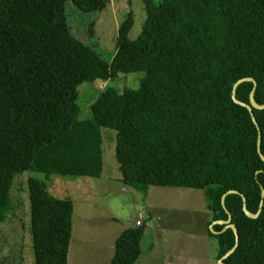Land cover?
<instances>
[{"label":"trees","instance_id":"1","mask_svg":"<svg viewBox=\"0 0 264 264\" xmlns=\"http://www.w3.org/2000/svg\"><path fill=\"white\" fill-rule=\"evenodd\" d=\"M67 0H0V224L9 190L28 155L34 257L67 264L72 203L44 192L53 174L99 177L100 129L115 130L120 179L145 192L149 185L204 189L208 224L226 220L221 196L237 230L224 264H264V161L248 109L249 93L264 104V0H147L138 35L128 38L129 12L117 29L116 47L104 60L71 32ZM101 10L107 0H71ZM143 71L138 87L102 86L90 118L77 117L78 86ZM264 155V108L251 107ZM67 119L66 125L52 137ZM45 139L39 145L36 140ZM32 179V180H31ZM34 188V189H33ZM40 195H36L34 192ZM34 227V230L32 229ZM223 224L212 226L220 259L235 244ZM38 230V244L34 232ZM144 226L127 225L113 243L108 264H134ZM31 235V237H32Z\"/></svg>","mask_w":264,"mask_h":264},{"label":"rangeland","instance_id":"2","mask_svg":"<svg viewBox=\"0 0 264 264\" xmlns=\"http://www.w3.org/2000/svg\"><path fill=\"white\" fill-rule=\"evenodd\" d=\"M146 1L108 0L103 10L87 11L67 0L64 10L70 32L92 46L104 60H109L116 47L118 26L129 12L133 24L128 38L134 39L140 32ZM143 75V71L119 73L107 81L81 83L76 101L77 117L90 118V103L102 86L116 91L135 89ZM66 123L67 119L56 131L47 134V138ZM100 132L102 172L99 177L53 174L44 182L45 193L58 199L68 198L72 203L73 240L68 264H107V258L113 253L111 237L119 228L116 224L133 225L136 219L142 222L144 234L142 251L134 264H219L216 237L208 233L211 213L202 191L149 185L143 192L124 184L114 153L115 130L102 127ZM44 140H36V145ZM28 157L21 156L22 166L9 190L10 208L0 224V264H40L33 253L28 185L29 178H37V175L26 168ZM34 193L38 194L36 190ZM111 216L116 217L115 222ZM34 238L38 244V230Z\"/></svg>","mask_w":264,"mask_h":264},{"label":"water","instance_id":"3","mask_svg":"<svg viewBox=\"0 0 264 264\" xmlns=\"http://www.w3.org/2000/svg\"><path fill=\"white\" fill-rule=\"evenodd\" d=\"M243 80H250L252 83H253V86H255V84H256V82H255V80L254 79H252V78H243V79H239V80H237L235 83H234V85H233V88H232V93H231V98H232V100L235 102V103H238V104H240V105H242V106H244V107H246L247 109H248V111H249V113H250V115H251V119H252V122L254 123V125L256 126V129H257V132H258V135H257V152H258V155H259V157H260V159L262 160V161H264V155L261 153V151H260V130H259V127H258V125H257V123H256V120H255V118H254V116H253V114H252V111H251V107H254V108H256V109H261V108H264V104L263 105H258L255 101H254V99H253V89L250 91V93H249V102H250V105L249 104H245V103H243V102H240V101H238L236 98H235V89H236V86L240 83V82H242ZM202 191V197H203V199H204V189H202L201 190ZM231 193H236V194H240L237 190H228L227 192H225L222 196H221V206H222V208L224 209V211L227 213V219L226 220H216V221H212L210 224H209V229H210V231L212 232V233H216L214 230H213V228H212V226L214 225V224H223L224 225V227H223V229L222 230H224L225 228H230L232 231H233V233H234V236H235V244H234V246L229 250V251H227L220 259H218V262H219V264H224L223 262H222V259H224L228 254H230L234 249H235V247L237 246V241H238V235H237V230H236V227L234 226V224H232L231 222H230V220H231V215H230V213L228 212V210L226 209V207H225V203H224V198H225V196L227 195V194H231ZM241 195V197H242V210H243V212L248 216V217H250V218H256L258 215H259V213H260V206H261V203H262V199H261V201H260V205H259V209L256 211V213H251V212H249L247 209H246V207H245V202H244V197H243V195L242 194H240ZM263 196H264V189H262L261 190V198H263Z\"/></svg>","mask_w":264,"mask_h":264},{"label":"crops","instance_id":"4","mask_svg":"<svg viewBox=\"0 0 264 264\" xmlns=\"http://www.w3.org/2000/svg\"><path fill=\"white\" fill-rule=\"evenodd\" d=\"M107 2H108V0H107ZM106 6V5H105ZM104 6V7H105ZM101 10H103V8L101 9ZM100 10V11H101ZM115 51V50H114ZM114 54V52L112 53V55ZM112 55L110 56V58L112 57ZM109 58V59H110ZM102 172V171H101ZM111 218L113 219L114 218V216H111ZM110 218V219H111ZM111 219V220H112ZM115 219H116V217L113 219L114 220V222H115ZM116 226L117 227H119L118 228V230H117V232L111 237V245H110V249L113 251V243H114V240H115V238L117 237V235L121 232V230L125 227V225H123V224H116ZM72 230H73V216H72ZM71 230V238H70V243H71V241L73 240V237H72V233H73V231ZM113 240V241H112ZM70 243H69V248H70ZM69 248H68V254H67V260H68V256H69ZM111 256H112V254H110V258H111ZM110 258H107L108 260H107V264L109 263V260H110ZM67 264H68V261H67Z\"/></svg>","mask_w":264,"mask_h":264},{"label":"built area","instance_id":"5","mask_svg":"<svg viewBox=\"0 0 264 264\" xmlns=\"http://www.w3.org/2000/svg\"><path fill=\"white\" fill-rule=\"evenodd\" d=\"M134 224L138 226V225H141L142 222L139 219H136L135 222H134Z\"/></svg>","mask_w":264,"mask_h":264}]
</instances>
